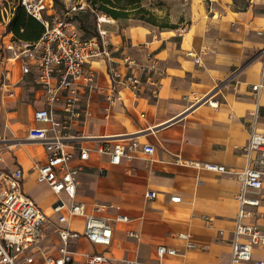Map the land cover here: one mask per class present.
Listing matches in <instances>:
<instances>
[{"label":"crops","instance_id":"obj_1","mask_svg":"<svg viewBox=\"0 0 264 264\" xmlns=\"http://www.w3.org/2000/svg\"><path fill=\"white\" fill-rule=\"evenodd\" d=\"M60 2L66 10L86 0ZM143 4L168 15L179 27L116 20L91 7L75 15L77 23L83 19L86 26L87 30L80 27L83 34L96 35L99 29L107 33L110 51L108 58H95L86 66L87 72H96L95 82L83 77L78 81L79 105L87 116L74 120L71 132L84 137L76 143L89 148L90 157L77 177L75 203L87 214L108 219L114 229L108 248L83 237L75 240V261L82 264L83 253L99 251L111 257L110 264H228L241 208L238 195L245 189L259 198L258 206L247 207L256 213L242 221L264 231V185L259 190L246 188L229 172L196 168L190 162L244 168L249 164L251 135L264 133V88L253 91L264 74V0H143ZM126 56L146 65L156 63L157 69L139 96L122 87V100L111 102L108 64L126 72ZM11 64L14 95L0 91V170H23L24 191L46 207L51 228H57L53 205L58 196L37 180L47 152L28 137L32 127L41 125L35 110L45 104L44 91L34 73L25 76L19 62ZM109 136L136 137L156 150L112 164L98 152L102 138ZM42 190L56 200L47 199ZM147 191H156L157 196L148 198ZM174 195L181 201H172ZM119 213L128 219H117ZM84 225L85 216L75 215L65 226L82 231ZM181 233H188V238ZM59 242L58 235L55 251L48 246L51 252L57 253ZM160 246L176 253L159 256ZM262 257L264 247L258 246L254 260L241 264H255Z\"/></svg>","mask_w":264,"mask_h":264},{"label":"built area","instance_id":"obj_2","mask_svg":"<svg viewBox=\"0 0 264 264\" xmlns=\"http://www.w3.org/2000/svg\"><path fill=\"white\" fill-rule=\"evenodd\" d=\"M5 3V0H3ZM10 13H2L0 25L7 26L13 10L23 6L27 13L44 25V32L35 42L16 41L13 38L5 42L7 33L0 35V91L14 95L12 70L9 64L19 62L23 75L35 74L39 86L44 91L45 104L35 110V120L40 126L32 127L28 132L31 141L40 142L47 152V160L38 168L37 180L47 184L57 194L53 209L58 213L59 235L57 253L50 251L45 243L50 216L24 191V173L21 168L0 170V264H76V251L72 249L75 240L85 238L95 245L106 248L113 243L114 229L108 219L97 214H87L83 205L75 203L77 195L78 174L83 169V161L89 159L90 149L79 146L76 140L84 138L71 132L73 121L87 116V111L80 107L81 94L78 81L83 77L87 82H95L96 72L86 71L87 64L95 58H108L107 33L99 29L95 36H86L78 27L75 19L77 12L89 8L88 3L76 4L65 11L48 12L50 0H7ZM7 10V9H6ZM104 18L100 17L101 23ZM181 32H185L182 29ZM5 42V43H4ZM264 54V48L262 50ZM189 55H195L193 51ZM126 72L119 66L108 64L111 89L108 100H122L121 88L128 87L135 96H139L143 87L150 82L157 69L156 63L146 65L131 56L124 58ZM200 62V58H196ZM11 64V65H12ZM264 88V74L260 83L253 85L257 94ZM202 99H198L200 102ZM212 105L216 101L205 99ZM156 147L152 144L142 145L136 137H103L98 152L108 156L112 164L123 160L132 161L136 153L143 151L153 154ZM249 164L241 169H228L223 164L213 162L191 161L196 168H206L220 173L229 172L240 180L246 188L259 190L264 185V133L255 131L248 145ZM78 160L79 164L74 162ZM67 196L70 205L63 196ZM148 198H155L156 191H147ZM241 208L238 213L236 239L233 244L231 261L228 264H241L254 260L258 246L264 247V231L253 224L242 221L256 212L248 206H258L259 198L246 194L245 189L238 195ZM174 202L181 201L180 195L171 197ZM69 208V214L63 213ZM101 206L97 208L98 211ZM85 216L82 231L66 227L70 216ZM117 219L127 220L122 213ZM136 236V233H130ZM188 238V233H181ZM189 247L194 246L189 244ZM174 248L158 247L159 256L175 254ZM82 264H110L112 259L106 252H85ZM126 264H141L127 261ZM255 264H264V257L255 260Z\"/></svg>","mask_w":264,"mask_h":264},{"label":"trees","instance_id":"obj_3","mask_svg":"<svg viewBox=\"0 0 264 264\" xmlns=\"http://www.w3.org/2000/svg\"><path fill=\"white\" fill-rule=\"evenodd\" d=\"M55 1L61 3L60 0ZM86 2L95 13H104L116 20H140L159 26L161 29L179 27V24L171 22L168 15L161 16L146 7L143 4V0H86ZM4 7L6 9L9 7L7 0H5ZM13 14L6 26V33H12L13 39L16 41L35 42L40 39L44 32V25L38 19L29 15L21 5L13 10ZM79 22V28L87 30L83 19H79ZM85 35L95 36V34Z\"/></svg>","mask_w":264,"mask_h":264},{"label":"rangeland","instance_id":"obj_4","mask_svg":"<svg viewBox=\"0 0 264 264\" xmlns=\"http://www.w3.org/2000/svg\"><path fill=\"white\" fill-rule=\"evenodd\" d=\"M61 3H57L55 0H50V4H49V8H48V12H52L54 10H62V11H65V9H63L61 7ZM6 11H8L10 13V9L8 7V9L6 10V8L4 7V2L3 0H0V17H1V14L2 13H6ZM6 32V26L5 25H0V35H4ZM13 38V34L12 33H7V36L5 37L4 41L5 42H8L9 39ZM4 42V43H5ZM44 196L51 200V201H54L56 200V197L53 198L52 195H50V193H48L47 191H44ZM65 198V201L68 203H70V200L68 199L67 196H63ZM43 209L46 210V207L43 206ZM59 214L58 213H55L54 217H57ZM52 220V219H51ZM51 224L49 223L48 224V230H47V237L45 239V243L47 246L51 247L52 250L55 251V245L54 244H57L58 243V233L56 232V227H53L51 228L50 226ZM54 245V246H53Z\"/></svg>","mask_w":264,"mask_h":264}]
</instances>
